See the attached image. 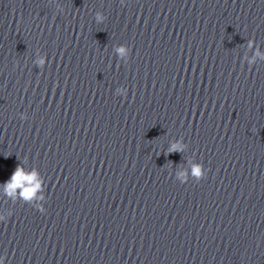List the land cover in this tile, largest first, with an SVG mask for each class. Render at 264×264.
<instances>
[{
  "label": "clouds",
  "instance_id": "1",
  "mask_svg": "<svg viewBox=\"0 0 264 264\" xmlns=\"http://www.w3.org/2000/svg\"><path fill=\"white\" fill-rule=\"evenodd\" d=\"M119 51L123 53L124 49L120 48ZM171 151L179 150L176 148V146H173ZM193 174L196 176H200L201 172L199 168H195L193 170ZM32 179V176L25 175L22 168L19 166L16 167L15 171L11 175V180H8L5 184L6 190L10 193L12 189L17 188L21 184L22 181H30ZM33 195V189L32 188H25L23 191V197L24 198H30ZM45 210L41 209L40 212L43 213Z\"/></svg>",
  "mask_w": 264,
  "mask_h": 264
}]
</instances>
